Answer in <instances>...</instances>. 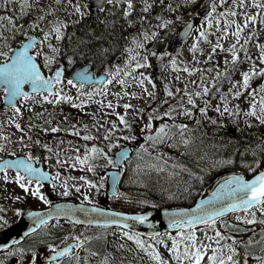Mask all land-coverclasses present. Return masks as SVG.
I'll use <instances>...</instances> for the list:
<instances>
[{
	"label": "snow or ice",
	"instance_id": "1",
	"mask_svg": "<svg viewBox=\"0 0 264 264\" xmlns=\"http://www.w3.org/2000/svg\"><path fill=\"white\" fill-rule=\"evenodd\" d=\"M67 2L71 5L70 9L68 10V14L76 15L78 19H82L85 16L88 15L87 9L90 7L89 2H85L81 4L79 0H67ZM108 5H112L113 8L120 6V0H106ZM143 2V13L147 14L152 9L153 5L158 2L160 5H162V8L160 10V13H158L155 16V19L158 21V24L156 25L155 29L151 30L150 32L148 30H145L143 26L139 30V32L136 35H133L130 38L131 45L135 46L137 49H143L144 43L148 40H160V41H166L168 33L167 31L161 32V30L168 29L170 25L173 24V19L175 21H180L181 16L176 15L174 18H169L164 15L165 11L169 12H175L177 10H183V9H191L196 4V0H182L181 3H165V0H142ZM9 3H11V0H5L3 7L7 8ZM219 3L221 6L224 5V0H219ZM234 4H238V7L240 9H243L245 7V0H233ZM60 4V0H52V3L41 5L39 3H36L35 0H32V2H29V0H19V9H18V17L24 16L27 12L31 11L33 8L38 9V12L36 14V19L28 20V27L35 30L37 28H40L41 34L43 39L40 40L41 48L36 49L34 51H29V49L34 48V40L36 39L30 33L25 30L24 25H15L13 24V17L11 16H2L0 19L5 20L10 27L6 29V31H12V32H21L23 31V35L25 37L24 40H21L19 42V46L17 48H12L9 46V43L7 42L10 38L5 36L3 32H0V47H2L4 50L0 51V57H3V63H0V87H2L4 96L3 99L9 103L11 108L13 109L15 114H20L21 109L17 107L12 101L17 97H24L28 98L30 96L29 92H26L23 90L22 85L25 83H28L31 85L32 90L40 91L42 88H45L49 91V93L55 92L54 98L51 100V103L55 104L59 100H66L70 101L71 97L67 95H62L61 92L57 89H53V85H59L61 82V69L59 67L56 68L55 72L52 74V76H44L42 74L41 66L37 64L36 58L38 56H43V66L49 67L51 63L54 61L55 57L60 54V47L59 42L61 39L66 35L65 28L68 23H76L77 21H70V20H64L61 17H56L54 20H47V17L49 15H52L54 12L62 9H57L56 5ZM207 4L202 5L201 7H206ZM250 7H254L255 9H264V3L261 2V0H252ZM97 8L103 11V8L101 5H97ZM212 10L207 13L206 16H204V20L207 21L208 25L211 26L213 24V20L210 19L212 16V13L216 11V3L213 2L211 5ZM134 10V0H124V6L122 7L121 15L125 18L129 17V14ZM226 13L230 16H236L237 13L234 9L231 7H228L226 9ZM225 12L219 13L220 16H224L226 14ZM195 15L194 12H190L189 16ZM241 15L244 16V20L241 24H237L236 21H229L225 20L224 24L229 25L235 24V31L232 32V36L236 38L237 41H239L241 32L243 31L244 27H247L249 25V22H255L256 21V15H249L246 12H241ZM264 16V14H262ZM138 19L141 22L145 21V16L141 15L138 17ZM46 22V27L41 28L40 24L41 22ZM126 24L131 25L134 22L131 19H126ZM262 23H264V19L261 20ZM219 20L216 21L217 27H219ZM151 27V26H149ZM192 28L191 20L184 21V34H187L190 29ZM91 29H88L85 33V36H87L89 33H91ZM200 37H202L205 41L208 40V35L205 33L203 28L198 29ZM229 33V27L225 26L223 27L221 31V36H227ZM251 37V33H249V38ZM55 39L57 42V45H53L52 43H47L51 39ZM47 43L48 49L51 50V55L43 52L42 48L43 45ZM83 48L84 50H80V48ZM222 48L223 45L219 42V38L217 40V43L212 45L211 52H209V58L212 57V54L215 53L216 48ZM245 59H251L250 56L247 55L246 51V42H245ZM197 48L196 44L192 45V50H195ZM90 49L88 48V41L84 39V37H81L77 41V46L70 47L68 51H66L63 55L66 58L67 62L69 64L73 63L74 57L79 55L80 57H84L90 53ZM124 51H127L130 53V55L125 59L124 66L130 67L132 69L138 68L141 66L140 62H132L134 57H140V59L147 64L148 62V55L147 50H145V53L142 54L140 52L133 53V49L130 47H126ZM228 51L230 53V59L232 62V67H235L236 63L239 61L240 57L238 56V52L234 45H229ZM69 52L71 54H69ZM166 52L160 53V56L166 55ZM259 59L261 62H264V50L261 51L259 55ZM225 64H228L229 61L226 59L224 61ZM173 67H175V64L173 63ZM186 71H195V69H185ZM227 71V69H225ZM105 76L103 77H94L86 72L78 71L75 73V79L77 80V91H79L80 88L83 87V83L81 81L84 80H94L99 79L100 83L102 84H109L111 80L115 77H119L116 82L119 83L122 86H126L127 81L125 80L126 77L130 76V73L128 71L121 72L119 65H114L113 70H109L108 68H105ZM259 73L264 74V67L259 68ZM256 70L254 67L251 68L249 71H242V83L240 84V87L233 91L231 88L229 89V92L231 93V96L233 98H238L241 95V92L249 87V80L250 76L255 75ZM217 76L222 75L220 71H217ZM140 76L142 77L143 74L141 73ZM68 84H73V79H69ZM136 84L143 85L144 79H141L139 77L135 80ZM213 84L216 83V81L213 79ZM236 81H233V87L236 86ZM166 89V95H172L171 92L167 91V85H165ZM108 89L105 87L100 90L99 94L103 96L105 93H107ZM144 91L153 97L155 99V93L149 92L148 89H144ZM179 91V90H177ZM259 93H264V87H261L259 89V92L257 90H252L250 92V95L254 98L250 101L249 107L246 109V115L254 116L257 121L260 123H264V95H261ZM209 94V87L203 86L200 91H196V96L206 97ZM85 95H88L89 97L93 95L92 91H89L88 93H85ZM116 96H119L120 93H116ZM124 95L128 96H135V92H126ZM185 95L187 96V103L191 105H195L196 101L193 100L192 94L187 92V86H185ZM42 99L44 101L49 100V95H42ZM220 100L223 102L224 107L223 111L221 110V107L219 105L216 106L215 110L217 112H221V114L229 113V107H228V100L226 99L224 94L220 95ZM26 102V100L22 101ZM82 104H87L88 100H83L81 102ZM110 104V102H109ZM257 105L259 106V114H257ZM125 109H128L132 107V105L125 103L123 105ZM180 108L183 109V111L180 113L181 115H188L191 116L192 108H185L183 104L179 105ZM236 112H239L240 109L238 106L233 105L232 106ZM199 111L201 114L206 113V106L200 107ZM166 116H172L174 115L173 109L169 108L166 113H164ZM152 117L149 116L148 122L144 125L146 128H151ZM212 123H216V121H211ZM247 123H250V121H246ZM120 123L123 125V128L127 130L126 133H122L124 140H135L136 136L133 132V125L125 119V116H120ZM175 124V122H173ZM199 123V121H197ZM222 123V121H221ZM17 129H21L20 124L17 123L16 125ZM169 126L161 125L160 128L156 129L155 135H149L148 139H150L153 142V145L157 143H164L168 138H175L177 133H173L171 131H166V128ZM176 128H178L180 131L178 133L179 140L176 141L175 146L183 145L187 147L190 143L191 136H185L184 133L186 131H189L188 126L181 123L178 125H175ZM116 128V124L114 123L112 125V128L109 129V132L114 130ZM49 129H45V131H48ZM56 128H52L51 131H56ZM68 131H71L72 129H66ZM91 138V137H88ZM104 138L107 140L109 139L108 134L106 133ZM20 140L23 139V137L18 138ZM31 139V137H29ZM0 140L7 141V138L4 136L3 133H0ZM39 143V141H37ZM113 143H118V141H111L108 143L107 147L109 149L112 148ZM264 143V142H262ZM44 148H48V145H43ZM259 149L261 152H264V147L260 145L253 146L251 149L252 155L255 156L256 150ZM0 150H6L5 143L0 142ZM145 145L141 144L139 146V149L137 150V155L140 154L141 151H145ZM249 149L246 148L244 152H248ZM92 152L98 153L104 156V158L107 160V163L109 165H112L113 167L116 166V164L119 162V159L116 161L113 160L111 156H109L103 148H96L95 145L92 146ZM11 155H15V153H11ZM127 155L126 151H121L118 153V158H123ZM244 153H241V165L246 168L248 171L252 170V167L254 164H259L261 161L253 159L251 162H246L244 159ZM36 159L30 152L25 154L24 159H0V173H3V180L8 181L9 175H8V169L9 168H15L18 169L15 173V176L13 177L16 184L20 186L21 189L24 190L25 193L30 194L32 197H37L40 200H42L45 204H50L51 201L45 196V194L40 191V184L41 179H53L55 181V178L49 176L47 173H45L42 169L36 168L33 166V161ZM76 161L79 162V164H85L88 159L87 152L85 153V157L82 159L79 155L75 157ZM157 159H160L157 157ZM59 159L57 160V163H60ZM233 160L229 158L224 159H218L215 161V164L213 166L219 165V164H232ZM152 167V165H149ZM174 167H183V165H173ZM75 167V165H73ZM19 170H23L25 175H21V172ZM89 170H91V165H89ZM156 170L160 171V166H156ZM194 175V174H193ZM59 176V173H57V178ZM27 177V180H26ZM35 178V187L29 192V186L33 183V179ZM80 179H84V177H80ZM87 183L89 185H93V181L88 180ZM57 185L54 182L53 187L55 188ZM103 185H98L97 187H102ZM73 187H76L77 191H79V186L74 185ZM68 188L69 185L65 182L63 184V192L61 195L67 196L68 195ZM120 195H123L120 193ZM14 199L19 200L20 196H15ZM84 200H89V197L87 194L84 195ZM230 201V202H225ZM142 204H151L152 208H155V204H153L150 201H140ZM70 205L66 204H57L55 205V208L52 209L48 213H41L37 211H28L27 216L32 218L33 224L41 225L45 224L46 221L52 216V215H69L70 213L61 212L59 210H63L66 208H70ZM259 210L262 217H264V171H258L256 174L252 176L251 179H246L243 175H240L239 173L231 175L227 178V181L222 183L218 190L213 194L212 197H210L207 200H202L198 202L194 209L191 210V212H185V210L181 209L179 210L181 213H184V217H182L179 221L176 219H170V226L171 227H179V228H188L189 231L187 233L185 232H178L177 236L181 238V243H183V248L181 249L177 245V241L174 239L172 242V246L169 247L167 250L169 253H171V261H174L175 264H201L202 258L205 256V253L208 251V249H211L210 254L207 256L206 264H248V260L246 257L250 254L249 252V246L253 245L255 243H259L261 245V255H254L255 264H264V229L261 230V237L260 240H254L253 238H249L247 241H237L235 238H233L232 243H227L228 236L226 233H222L216 226L217 221H220V226L230 230L233 225H231L230 222H225L221 219L223 214L228 211L232 210L234 213H238L241 210L244 211L245 215H235V219L238 221H243L247 224H254L257 220L256 216V210ZM84 212H97L102 211L98 208H85L82 209ZM15 214L17 216L22 215L21 209L16 208ZM116 215L122 216V213H117ZM151 215V212L147 213H141L133 219L140 221L142 223H149V216ZM73 219H78L75 216H72ZM93 223H101V221H93ZM102 223H117L121 224L124 223L122 220H113V221H103ZM200 223L206 225L207 228L212 229V233L209 234L207 230L205 231V239L208 241L207 243L204 242V239H198L196 229L194 228V225ZM261 224H264V219L260 220ZM9 220L6 216L0 215V229H4L8 227ZM32 229L29 228V232H31ZM122 235L127 237L129 240H132L136 247L142 251H144L150 259L154 262V264H170V260L164 259L159 253L156 248L149 244L145 245V242L140 238L139 234L136 232L129 233L128 231L122 232ZM162 235V234H161ZM155 238V237H154ZM69 239L68 235H65L64 241H67ZM72 243L71 244H65L64 247H59L57 244L52 242L46 243V250L48 254L46 257L40 253L39 248L42 245H45L44 241H40L38 244H32L28 243L24 246H17L16 241H12L11 244L9 243H0V255H2V258H0V264H6V261L10 257H16L15 264H37L38 257L40 258V264H61V261L57 259L58 257H64L66 255H70L73 257L72 264H81L79 254L70 252V249L73 247L76 249H80L84 239L83 237L79 235H72L71 237ZM223 240L225 243L221 244L220 241ZM160 241L157 240V243ZM237 244L243 245V259L241 256V253L236 246ZM118 247H124V245H118ZM87 252V249H85ZM95 255V253H93ZM84 264H87V258L85 257ZM101 264H108L107 257L104 261L101 262Z\"/></svg>",
	"mask_w": 264,
	"mask_h": 264
},
{
	"label": "rangeland",
	"instance_id": "2",
	"mask_svg": "<svg viewBox=\"0 0 264 264\" xmlns=\"http://www.w3.org/2000/svg\"><path fill=\"white\" fill-rule=\"evenodd\" d=\"M214 2L216 3V11L213 12L212 16L210 17V19L213 20V24L209 26L207 21H204L198 28H203L205 33L208 35V40L205 41L202 37H200L199 31L197 30L193 38L187 44V47H185L184 49L183 59L179 58V61L175 60L174 62H171L167 57L162 56L161 58L156 59V61L153 63H150L148 59L147 64H145L140 59V57H134L132 62L139 61L141 66L135 69L125 67L124 61L130 55L129 52L124 51L126 47L132 48L133 53L140 52L144 54V48H135V46L131 45V42L129 40V42L124 46V49L118 56V58H116V55L114 58L115 61H112L108 66L109 70H113L114 65H119L121 72L128 71L130 73V76L125 78L127 84L126 86H123V90L122 86L116 82L119 77L113 78L109 84L92 87L93 89H90L88 91L80 89L79 91H77V88H73L67 83L62 84L57 88L62 95L71 97V100L68 103L65 102L64 107H60V110H65L64 116L68 121L61 127L55 125L54 128L59 129L61 132H63V136L79 134L83 135V139H61L59 138L60 136L56 137L57 135L52 136L49 134L50 126L48 128L45 126V124L43 123V118L46 115L45 111L47 107H55V104L51 103V100L54 98L55 93L49 95L48 101H44L43 99L39 101L37 99L31 100L29 104L36 103L37 108L36 112L30 116L28 114V111H26V109H31V106H28V100L17 105V107L21 109L20 114H15L13 110L8 112L0 111V133H3L7 138V141L0 140V142L5 143L6 148V150H0V159L6 156L14 157L17 155H25L29 152H35L36 155L40 156L44 164H46L47 167L51 168L54 171L55 181L57 180L59 183L58 187H52L49 190L52 197L56 199L72 198L76 201H81L84 200L85 194L88 195L89 199H92L99 193L101 194L104 188V177L98 176L95 173L98 171V169H100L107 163V160L103 155L93 153L92 146L95 145L96 148H103L107 153V151L114 149L117 145V143H113L111 149L107 147L110 140L118 141V138H113V136L122 134V132L118 128H115L114 130L109 132L108 127H112L114 123L116 124V127L122 126V124L120 123V118L118 117H109L108 119L104 118V115L107 113V110L109 108L113 109L115 106H119V104L124 105L125 103L132 105L130 111H123L122 109H120L119 112L125 114H132V110L134 113L137 109H139L137 113L140 114L145 108L147 109V113L145 114L146 122H148V118L149 116H151L152 120L157 119L156 122L152 124V126H155L156 129H158L161 127V125H166L169 126L168 128H166V131H170L168 129L171 128V125L169 123H166L165 120L162 119V115H164V113H166L169 108H174V101L179 94L187 99V96L185 95V86H187V92L191 93L193 100L196 101L195 105L189 104V108H192V110L193 108H196L198 110V112H193V115L195 114L196 118H193L192 115V117L188 116V118L191 117L190 120L196 121L197 119H199L202 115L199 111V108L206 106V110L209 108H213V116L221 117L220 120L223 117H227L232 121H234L235 119L237 124L241 125L260 124V122L257 121L254 116L246 115V109L249 107L250 101L254 98L250 95V92L254 89L259 92V89L261 87H264V74L259 73V68L264 67V62H261L259 59L261 51L264 50V23L261 22V20L264 19V16H262V14H264V9L257 10L254 7H250L249 5L251 4L252 0H245V7L243 9H240L238 7V4H234L233 0H224L223 6L220 5L219 0H214ZM261 2L264 3V0H261ZM56 7L58 9V6ZM228 7L234 9L237 15H228L226 13V9ZM63 10L64 8H62V11ZM6 12V10L2 11L0 8V17L9 16L6 14ZM221 12H225L226 14L224 16H220L219 13ZM241 12H246L249 15L255 14L257 18L255 22H249V25L243 28L239 41H237L236 38L232 36V32L235 31L236 25L231 23L229 25H225L224 21L229 20L231 22L234 20L237 24H241L244 20V16L241 15ZM61 14L67 16V18L61 17L64 20L78 21V17L76 15L72 17L67 12H61ZM61 14H59L58 10L52 15L56 18L60 17ZM51 19L52 17L49 18V20ZM217 20H219L220 22L219 27H217L216 25ZM13 24H22L24 25L25 30H27L29 33H34V30L29 28L28 24H25L22 20H20L19 22L18 20L14 19ZM42 25L43 23L40 24V27L44 28L42 27ZM225 26L229 27V33L227 36H221V31ZM8 27H10L8 23L5 20L0 19V32H3L5 36L10 38L7 42L9 43V46L12 47L13 45H15L14 41L19 36L22 35L24 37V35L23 31L15 33L12 31H6ZM249 33H251L250 38ZM218 38L223 47L216 48L215 53H213L212 57L209 58V52H211L212 45L217 43ZM41 39H43L42 34ZM40 40L36 44L34 50L41 48ZM147 42L148 41L144 43V47ZM245 42L247 55L250 56L251 59H245V47H243L245 46ZM47 43L57 45V42L54 38ZM47 43L43 45L42 51L51 55V50L48 49ZM193 44L197 45V48L195 50H192ZM230 44L235 46L238 52V56L240 57L235 67H232L230 53L228 51V47ZM2 50L4 49L0 47V51ZM181 53L182 52L180 51V54ZM58 58L59 57L56 56L49 67H44V57L42 55L38 56L39 63L42 64L43 68L47 69V74L51 73L53 69L58 65V61H56L58 60ZM226 59L229 61L228 64L224 63ZM0 61H3V57H0ZM173 63L175 64V67H173ZM153 67H155L156 70L152 72L151 69H153ZM252 67L255 68L256 74L250 76L249 87L245 88L238 98H233L231 96V93L229 92V89L231 88L233 91L237 90L242 83L241 72L249 71ZM101 68H107L104 66V62L101 63ZM193 68L195 69V71L185 70ZM225 69H227V71H225ZM217 71H220L222 75L217 76ZM141 73L143 74L142 77L140 76ZM151 75L157 77V83L150 80ZM137 77L144 79L143 85L135 83ZM172 77H175L173 84H171ZM213 79L216 81L215 84L212 83ZM233 81L237 82L235 87H233ZM165 85H167V91L171 92L172 95H166ZM203 86L209 87V94L206 97L196 96L195 92L200 91ZM105 87L108 89V91L103 96H101L99 92ZM145 88L148 89L149 92L155 93V99H153L152 96L148 95L144 91ZM158 88L160 89L161 93L157 92ZM181 89H183V91H181ZM89 91L93 92V95H91L90 97L88 95H85V93H88ZM126 92H135L136 95H124V93ZM116 93H120V95L116 96ZM221 94H224L226 99L228 100L230 114H221V112H217L215 110L216 106L219 105L221 107V110L223 111L224 104L220 100ZM259 94L264 95V93ZM2 97L3 91L0 89V102L2 101ZM83 100H88V103L82 104L81 102ZM201 101L203 102L202 105L199 104ZM77 103L88 106L92 111L91 114L87 115V122H85L82 128L83 133L80 132V128L82 127L81 123H76L75 120L72 123V117L70 115V112L74 111V104ZM233 105L238 106L240 111L236 112L232 107ZM107 106H109V108ZM24 111H26L25 114H23ZM54 113L57 116L59 112ZM257 114H259L258 105ZM208 115H210V113H208ZM246 121H250V123H247ZM21 122L27 132H22L20 129L16 128L15 125L17 123L21 124ZM45 129L49 130L45 131ZM66 129L72 130L68 131ZM226 129L227 132H229L230 130H232V126L230 124H227L225 125V130ZM224 131H219L217 133H205L200 137L201 143L197 142L192 148H190L192 142L191 139L188 145V151L189 149H192V152H194L196 155L195 156L189 153V157L192 160L196 161V163L198 161H202L203 164H207L206 167L209 174H212V172L216 171V169L224 168L227 165L219 164L213 166L215 164V161L218 159H214L207 148L208 142L210 143L211 140H214L216 138L221 147L227 146L226 142L228 138L225 135ZM106 133L108 134V136L112 137L107 141H105L104 139ZM155 134L156 131L152 135ZM211 134H216L217 137L215 138V136ZM229 134L231 135L232 133ZM20 137H23V139H18ZM29 137H31V139H29ZM37 141H39V143H37ZM45 144L48 145L47 149L43 147V145ZM144 145L147 151L154 152L153 154H147L145 156L148 159L153 156L154 159L147 160L150 161L149 163H151L152 167H150V164H148V166L144 168L143 165V169H148L150 170V172H158L156 170V166H160V171H165L169 175H174L176 172V167H174L173 165H183V161L180 159V153L178 154L179 157H177L176 153L173 151V154L170 153V151L166 150V145H164V143H157L153 145V142L150 139H147V142ZM155 147L158 148L157 151L155 150ZM174 149L179 150V146ZM201 149H203L204 151H202ZM13 152L15 153L14 156L11 155V153ZM86 152L88 154L86 163L79 164V162L76 161L75 157L79 155L83 159ZM157 157H159L160 159H157ZM229 157L232 159L231 155L227 154V151H223V153L221 154V158L219 159ZM58 159L59 161H61L60 163H57ZM73 165H75V167H73ZM89 165H91V170H89ZM57 173H59L58 178ZM8 175V181H4L3 177H0V188L3 190L0 193H4L3 197L5 201L4 204L0 203V215L6 216L10 224L11 221L17 216L14 211L16 208H20L22 211L41 203L37 201V197H32L30 194L25 193L24 190L15 183L13 179L15 175ZM80 177H84V179H80ZM88 180L93 181V185H89L87 183ZM65 182L69 185L67 196L61 195V193L63 192V184ZM101 184L103 185L102 187H97ZM74 185L79 186V191H77L76 187H73ZM33 188V185H30L29 192ZM15 196H20V199H14ZM236 215L243 216L245 215V213L240 212ZM256 216V221L264 219L258 209L256 210ZM234 217L231 219L232 222L247 224L243 221L236 220ZM78 234L79 233H77V235ZM103 234L104 232L94 231L90 235H88V237L96 235L99 239H101V235ZM116 234L117 233L115 232H111L109 235L112 236ZM97 240L98 239H96V242ZM204 242L207 243L208 241L204 238ZM254 255L260 254H249L246 257V259L248 260V264H255ZM63 264L71 263L68 261Z\"/></svg>",
	"mask_w": 264,
	"mask_h": 264
},
{
	"label": "trees",
	"instance_id": "3",
	"mask_svg": "<svg viewBox=\"0 0 264 264\" xmlns=\"http://www.w3.org/2000/svg\"><path fill=\"white\" fill-rule=\"evenodd\" d=\"M201 1L202 0H196V3ZM4 2L5 0H0L1 10H6V14L13 17L15 20H18L19 22L22 20L25 24H28L27 22L29 19H36L38 9L33 8L24 16L17 18L19 0H11V3H9L7 8L2 6ZM29 2H32V0H29ZM35 2L43 6L45 4L52 3V0H35ZM73 2H75V0H73ZM139 2H142V0H134V10L129 14L128 18H124V39L121 37V20L117 12H110L107 15H102L100 14L101 12H96L85 16L74 24L68 23L65 28L66 35L59 42L60 54L57 55L59 59L56 61H61L67 66L72 64L77 65L79 62L87 61L91 63L95 69L100 68L101 63L104 62V66L108 68L109 64L112 61H115L114 58L120 52L119 50L121 49V45H126L130 38L139 32L142 26L145 30H148L150 28L149 26L154 24L153 18L158 13H160L162 8V5L155 3L150 12L145 14L142 11L143 4L140 5ZM190 10H192V8ZM166 12L168 11L164 12L165 16ZM141 15L145 16L144 22H141L138 19V17ZM179 15L182 17V14ZM50 17H52L51 20H54L55 18V16L49 15L47 20H49ZM60 17L67 18L65 15H60ZM184 17L185 16H183V18ZM126 19H131L134 23L128 25L125 22ZM41 23H43V27H46V22ZM88 29H91L92 31L87 36H85V33ZM81 37H84V39L88 41V48L91 51L84 57H80L79 55L75 56L73 63L69 64L63 54L68 51L70 47L77 46V41ZM22 39L23 36L21 35L14 41V43L17 44ZM80 50L84 49L81 47ZM69 54L71 53L69 52ZM43 69L45 72H47V69ZM39 97L40 96H38V98ZM41 99L37 100L39 101ZM24 100H28V104L29 100L31 101V99H21L19 104ZM65 102L68 103L70 101H57L54 108H46V115L43 118V123L47 128L50 126L49 134L52 136L63 134V132H59V129L56 131H51V129L54 128L55 125L61 127L68 121L64 115H59L57 108L58 103L65 104ZM28 106H31L30 110L26 109L30 116L36 112L37 104L32 103ZM12 110L13 109L2 107L0 103V111L8 112ZM26 111H24L23 114H25ZM54 112H57L58 115L56 116ZM226 120L227 121H224L221 126L217 125L212 126L211 128H208L206 125L190 126L189 135L192 139L190 148H192L197 142L201 143L200 137L205 133H217L219 131L223 132L225 130L224 123L228 122L230 124L229 121H232L227 117ZM20 127L23 129L22 132H27L25 127H23L22 122ZM224 133L228 140L226 142L227 146H225L227 149L225 147H221L222 153L223 151H227V154L231 155L233 163L227 164L224 168H221V170H238L248 177L261 168H264V152H261L259 149H257L255 156H253L251 151L253 146L256 145L264 147V143H262L264 142V123L250 125H241L236 123V131L234 133L230 135V132H227V129L224 131ZM211 135L215 136V138L217 137L216 134ZM207 145L211 147L210 151L212 156L217 147L220 146L217 138L211 140L210 143L208 142ZM246 148H248L249 151L245 153L244 150ZM201 150L204 151L203 149ZM179 153L180 156H182L180 159L183 161V167H176V172L174 175H169L165 171L150 172L148 169H143L142 173L138 176L126 177L130 178V184L126 179L122 181L118 195L115 198H111L110 205L118 210L136 212H142L148 209L158 210L164 207L191 206L197 197L203 192V179L197 175L199 173L198 170H200L197 167L205 164H203L202 161H198L196 163V161L189 157V153L195 155V153L192 152V149H189L188 153H184L180 148ZM241 153H244L243 159L246 162H251L253 159L260 160L261 162L259 164H254L252 170L248 171L240 163ZM192 173L196 174L193 175ZM120 193L123 195H120ZM140 201H150L155 204V208H152L151 204H142ZM230 218L231 217L221 218L225 222H230L231 225H233L230 230L221 227L219 220L216 224L217 228L222 233L227 234V243H232L233 238H235L237 241H247L250 237L257 241L260 240L261 230L264 229V224H261L260 220L256 221L254 224H244L234 223ZM195 229L198 239L205 238L206 230L209 234L212 233V229L210 227L206 229V225ZM113 232L117 234L112 236L109 234H103L101 235V239H99L96 235H93L92 239H98L95 243L92 242L90 237L86 238L85 236L87 235L81 236L85 238L81 246V249L84 252L79 255L81 264H84L85 257L87 258V264H101V262L104 261L106 257L108 264H154L148 254L138 249L132 240H129L127 237L122 235V232L124 231L117 230ZM178 232L162 233V235L160 234L155 238H140L145 242V245H153L156 250L161 253L164 259L170 260V264H175L174 261H171V253H169L167 249L172 246L174 239L177 241L178 247L181 249L183 248L184 245L180 242L181 238L177 236ZM157 240L160 242L157 243ZM220 243L223 244L225 241L221 240ZM118 245H124V247H118ZM236 246L238 247L243 259V245L237 244ZM85 249H87V252ZM210 252L211 249H208V251L205 253V256L202 258L201 264H206L207 256L210 254ZM249 252L250 254L259 253L261 255V245L259 243L250 245ZM93 253H95V255H93Z\"/></svg>",
	"mask_w": 264,
	"mask_h": 264
},
{
	"label": "flooded vegetation",
	"instance_id": "4",
	"mask_svg": "<svg viewBox=\"0 0 264 264\" xmlns=\"http://www.w3.org/2000/svg\"><path fill=\"white\" fill-rule=\"evenodd\" d=\"M79 2L81 4H83L85 2H88V0H79ZM169 2L174 3V4L175 3H181L182 4V0H165V3H169ZM213 2H214V0H213ZM156 3H158V2H156ZM204 3H205V0H202L201 2L196 3L193 6L192 10L183 9V10H177L175 12H169V11L166 12V16L169 17V18H174V16L179 15V14H182V17H181L180 21H175L173 19V24L169 26V28L171 29L170 31L168 29L161 30V32L167 31V33H168L166 41L148 40V42L146 43L143 51L145 53V50H147L146 54L149 57L150 63H153V62L156 61V59L161 58L162 56H160V53H162V52H166L167 53L164 56L167 57L171 62H174L175 60L179 61V58L183 59L185 47H187V44L193 38V36L195 35V33L198 30V28L205 21L204 20V16H206L207 14L203 15V16H200L201 6L204 5ZM212 3H211V5H212ZM139 4L141 5V4H143V2H139ZM211 5H210L209 11L212 10ZM58 6H59L58 9L64 8L63 11L59 10V14H61V12H65V13L67 12L68 13V10L71 7V5L67 2V0H64V1L60 0V4ZM123 6H124V2H120V6L115 7V8H113L112 5H108L107 2H105V6L103 7V11H101L97 7H92V8L89 7V9H87V12H88V15H91V14L96 13V12H101L100 14H102V15H107L110 12H117L119 14L120 20H121L120 21L121 37L124 39V29H125V27H124V18L125 17H123L121 15V11H122V7ZM190 12H194L195 15H192L190 17L189 16ZM71 16L74 17V15H71ZM183 16H185V17L183 18ZM191 18H194V21H195L194 28L192 29L190 34L187 36V38H185L184 40L180 41L179 46H177L175 48H171V44H172L173 38L179 33L180 29L183 27L184 21L189 20ZM78 20H80V19H78ZM153 22H154V24L151 25V27L148 29L149 32L151 30L155 29L156 25L158 24V21L155 19V17L153 18ZM42 27H43V25H42ZM34 33L40 35L39 28L35 29ZM124 46H125L124 44L121 45V49L119 50L120 52L118 53L116 58H118V56L122 53V51L124 49ZM180 51L182 52L181 54H180ZM61 63L63 64L64 71H65V76H64L65 78H64V81H63L62 84H64V83L68 84L67 81L70 79L69 75H70L71 71L75 67L82 66L83 64L89 63V62L82 61V62H79V64H77V65L72 64V65L67 66L63 62L59 61L57 66H59ZM90 65H91V69L94 71V74H98L100 72H105L104 68L100 67V68L95 69L92 66V64H90ZM154 70H156L155 67H153V69H151L152 72ZM150 80L152 82H155V83L158 82L157 81V77L154 76V75H151ZM174 80H175V77H172L171 78V84L174 83ZM69 86H71L73 88H77V83H73L71 85L69 84ZM92 87H96V86L95 85H91V86L87 87V86L83 85V87L80 88V90L88 91L90 89H93ZM181 91H183V89H181ZM157 92L161 93L159 88L157 89ZM38 96H40V95L34 94V95L28 97L27 99L30 98L31 100H34ZM180 104H183L185 108H189V104L187 103V99L179 94L177 96L176 100L174 101V105H173L174 106L173 112H175V114L172 115V116L162 115V119L165 120L166 123H169L171 125V128H169L168 130L177 133V135L175 136L174 139L173 138H168L164 142V145H166V150L167 151H170V153H172V154H173V152H175L177 157H179V155H178L179 154V150L178 149L175 150L174 148H177V146H175V145H176V141L179 140L178 133H179L180 130L178 128H176L175 125L183 123V124L188 126V129H189V126H199V125H206L208 128H211L212 126H217V125L221 126L224 121H227L226 117H223L220 120L221 117L213 116V113H212L213 110H214L213 108L207 109L206 113L202 114L201 117L199 119H197L196 121L190 120V118L192 116H193V118H196V115L192 114V116L190 118H188V115H181L180 113L183 111V109L179 107ZM199 104L202 105L203 102L201 101ZM60 107H64V104L63 103H58V105H57V108H58V111H59V115L62 116V115H64L65 110L64 109L60 110ZM107 107L109 108V106H107ZM120 109H122L123 111H130L131 107L128 108V109H125L123 107V104H119V106H115L113 109L109 108L107 110V113L104 115V118L105 119H108L109 117H118V118H120V116L123 115V116H125V119L128 120L130 123L132 121H136L138 123V125L137 126H133V132H134V135L136 136L135 140H124L122 134L118 135V136H113V138L114 137L118 138V143H117V145H116V147L114 149L107 151V154L109 156H111L113 158V160H114L115 152L122 145L134 143V145L129 146L130 152H129L128 156L126 158H124L121 161V163L119 164V167L121 169L122 178H121V180L119 182V185H118V191H119L120 185H121V183H122V181L124 179H126L128 181V183L130 184V182H131L130 178H126V177L138 176V175H140L142 173L143 165H144V168H146L148 166V164L151 165V163H149L150 161H147V160L154 159L153 156L150 159H148L145 155L153 154L154 152H149L145 148L146 149L145 151H141L140 154L137 155V150L139 149V146L141 144H145L147 142L148 136L154 134L155 131H156V127L155 126H152L151 128H146L144 126L147 123L146 122V118H145V114L147 113V109L144 108L140 114L137 113V111H139V109H137L136 112H134V113H133V110H132V114H130V113H128V114L120 113L119 112ZM73 110L74 111L70 112V115L72 117V123H73L74 120L76 121V123H81L82 127L80 128V132L83 133L82 128H83L85 122H87V115L91 114L92 111L90 110V108L88 106H84V105H81V104H78V103L74 104ZM193 112L194 113L198 112V110L196 108H193L192 113ZM207 112L210 113V115H208ZM156 120L157 119H153L152 120V124L155 123ZM197 121H199V123H197ZM211 121H216V123H212ZM221 121H222V123H221ZM173 122H175V124ZM229 122H230V125L232 126L231 133H233L234 130H236V123L237 122H236L235 119H234V121H229ZM227 124H229V123L228 122L224 123V125H227ZM111 128H112L111 126L108 127V129H111ZM116 128H118L122 133H126L127 132V130L123 128V125L120 126V127H116ZM72 129H73V125H72ZM59 132H61V131L59 130ZM76 132H77V130H76ZM184 135L186 137L189 136V131H186L184 133ZM58 136H60L59 138H61V139H70V140L78 139V138L83 139L82 138L83 135H79V134L69 135V136H63V134H60V135H57L56 137H58ZM110 138H112V137L109 136V139ZM107 140L105 139V141H107ZM180 148L183 150L184 153H188V148H189L188 146L185 147L183 145H179V149ZM207 148H208V151L211 153V151H210L211 147L207 146ZM157 149L158 148L155 147L156 151H157ZM31 154L34 157H36V159L34 160L35 165L37 166V165H39V163H41L43 165V168L45 170L49 171L51 173L52 177L54 178V171L51 168L47 167L46 164H44V162L40 158V156L36 155L35 152H32ZM221 154H222V148H221V146H218L216 151H214V153H213V158L214 159H219V158H221ZM181 157L182 156H180V158ZM206 165L207 164L202 165L200 167H197V168L200 169V170H198L199 173L197 175L203 179V191L204 190H208L209 187L211 186V184L213 183V181L220 174H222L224 171H227L226 169L221 170V168H218V169H216V171L212 172V174H209L208 171H207ZM119 167L117 166V164H116L115 167H113L112 165H109L108 163H106L103 167L98 169V171L95 174H97L98 176L104 177V188H103L101 194L99 193L98 195L94 196L92 199L90 198L89 200H81V201H78V202L85 203V204H96L97 199H102L104 197L105 183H106L105 172H107L109 170H116ZM178 169H180V168H178ZM180 170H182V169H180ZM15 173L16 172L13 171V170H8V174L15 175ZM218 173H220V174H218ZM21 175H24V174L21 173ZM0 177H3V173H0ZM26 180H27V177H26ZM30 185H33V187H35V180H33V183L30 184ZM58 186L59 185H57L56 187H58ZM52 187H53L52 184L43 185L41 183L40 184V191H42L45 194V196H46V191H49ZM1 191H3V190L0 188V192ZM3 194L4 193H0V203L1 204L5 203ZM114 197H116V196H113V197H110V198L108 197L107 203L104 206L105 207H109V208H114L113 206L110 205V200H111V198H114ZM54 199H56V198H54ZM37 201L40 202L41 204L36 205L34 207H30V208H28L26 210H22L21 211L22 214L24 212L28 211V210L41 209V208H45V207H47L49 205V204H45L39 198H37ZM114 209H116V208H114ZM18 217L19 216H16L11 221L10 224L15 222L18 219ZM117 230H119V229L115 228V227L78 225V224H73V223L68 222V221L53 220L51 222H48L46 224L41 225L35 232L29 234L22 242H20V243H18L16 245L17 246H24V245H26L28 243L38 244L40 241H44L45 245H42L39 248V251H40L41 254H43L46 257V255L48 254V252L46 250V243L47 242L55 243L59 247H61V246L65 245V244H67L68 242L72 241V239H71L72 235H77V233H79L78 234L79 236L87 235L85 237L88 238V235H90L94 231L104 232V235H106V234H110L111 232L117 231ZM65 235H68V237H69V239L67 241H64ZM90 238H91L93 243L96 242V239H92V236ZM73 252L74 253H78V254L80 253L79 255H81L82 252H84V251L81 248L80 249L74 248ZM0 258H2V255H0ZM16 259H17L16 257H10L6 261V264H15ZM59 260L61 261V264L65 263V262H68V261L72 264L73 257L70 256V255H66L63 258L59 259ZM37 264H40V258L39 257L37 259Z\"/></svg>",
	"mask_w": 264,
	"mask_h": 264
},
{
	"label": "water",
	"instance_id": "5",
	"mask_svg": "<svg viewBox=\"0 0 264 264\" xmlns=\"http://www.w3.org/2000/svg\"><path fill=\"white\" fill-rule=\"evenodd\" d=\"M213 0H205V4H207L206 7H201L200 10V15H206L209 12L210 9V4ZM88 2L90 3V7H97V5H101L102 8L105 6V2L106 0H88ZM120 2H124V0H120ZM191 23H192V28L190 29V31L187 34H184V25L183 27L180 29L179 33L173 38L172 44H171V48H175L177 46H179V43L181 40H184L185 38H187V36L190 34V32L192 31V29L195 26V21L194 18H191ZM33 37H35L36 39L34 40V45H36V43L39 41V37L36 34H30ZM25 39V38H24ZM23 39V40H24ZM19 45L13 46L12 48H17ZM34 48L29 49V51H33ZM37 64L39 65V62L36 59ZM3 63V62H0ZM61 69V82L60 84L63 82L64 80V76H65V71H64V66L61 63L58 66ZM56 68L54 69V71L49 74L46 75L43 70H42V74L46 77L48 76H52V74L55 72ZM81 71V72H86L94 77H103L105 76L106 73L104 72H100L98 74H94V71L91 69V65L89 63H85L82 66H77L75 67L70 75L69 78L73 79V83H77V80L75 79V73ZM81 83H83L84 86H91V85H103L102 83H100L99 79H94V80H84L81 81ZM58 85H53V89L55 90V87ZM22 88L24 91L29 92L30 96L33 94H52L49 93V91L45 88H42L40 91H35L32 90L31 85L28 83H25L24 85H22ZM0 89H2V87H0ZM54 93V92H53ZM4 96V93H3ZM22 97H17L15 98L12 103H14L17 106V103L19 101V99ZM2 106L4 107H11L9 105V103L7 101H5L2 97V101H1ZM131 124L133 126H137L138 123L136 121H132ZM134 145V143L131 144H124L122 145L114 154V161H116L117 159H119V162L117 163V166L119 167V164L121 163V161L126 158L130 152L129 146ZM126 151L127 155L123 158H118V153H120L121 151ZM24 159L25 156L24 155H18L15 157H9L6 156L2 159ZM33 166L36 168H40L42 169L45 173H47L49 176L52 177L51 173L47 170H45L43 168V165L41 163H39V165H35V163L33 162ZM8 170H13V171H17L18 169L15 168H9ZM22 174L25 175V173L23 172V170H19ZM258 171H264V168H261ZM257 171V172H258ZM257 172H255L254 174H256ZM239 173L240 175H243L246 179H251L252 176L254 174H252L251 176H246L244 173H242L241 171L238 170H230V171H225L222 174H220L212 183V185L210 186V188L207 191H203L198 197L197 199L194 201V203L191 206L188 207H164L158 210L155 209H148L142 212H133V211H122V210H116V209H112L109 207H105L104 205L107 203L108 197H113L116 196L118 193V185L119 182L122 178L121 176V169L120 167L116 170H109L107 172H105V176H106V183H105V191H104V197L102 199H97L96 204H85V203H81L78 202L74 199L71 198H67V199H54L52 197V195L46 191V196L47 198L52 202L49 206L45 207V208H41V209H31L28 211H37V212H41V213H48L50 212L52 209L55 208V205L57 204H66V205H70V208H66L63 210H59L61 212H66V213H70L69 215H64V214H60V215H52L47 221L51 222L53 220H59V221H68L71 222L73 224H78V225H90V226H106V227H115V228H121L124 229L126 231L129 232H136L139 234L140 237H156L162 233H174V232H178V231H182V232H188L189 229L188 228H179V227H171L170 226V219H176V220H180L182 217H184V213H181L179 210L183 209L185 210V212H191L192 209L195 208L196 204L202 200H207L210 197L213 196V194L218 190L219 186L227 181V178L231 175L237 174ZM33 180H35V178H32ZM55 181L53 179H41V183L43 185L46 184H53ZM56 185H58V182H55ZM230 202V201H225ZM85 208H98L101 209L102 211H97V212H84L82 209ZM24 212L22 215H20L18 217V219L12 223L11 225H9L8 227L0 230V243H9L11 244L12 241H16V244L22 242L29 234L35 232L41 225H36L33 224L32 218L27 216V212ZM151 212V215L149 216V223H142L140 221H137L135 219H133V217L141 214V213H147V212ZM243 211V210H241ZM117 213H122V216H118L116 215ZM235 214L232 210H228L226 211L223 217H227V216H231ZM72 216L77 217L78 219H73ZM113 220H122L124 221V223L121 224H117V223H102L103 221H113ZM93 221H101V223H93ZM218 222V221H217ZM45 223V224H46ZM204 224H200L197 223L194 225V228H198L200 226H203ZM29 228L32 229L31 232H29ZM72 241L68 242L67 244H71ZM65 245L61 246L64 247ZM74 251V247L72 249H70V252ZM63 257H58L57 259H61Z\"/></svg>",
	"mask_w": 264,
	"mask_h": 264
},
{
	"label": "bare ground",
	"instance_id": "6",
	"mask_svg": "<svg viewBox=\"0 0 264 264\" xmlns=\"http://www.w3.org/2000/svg\"><path fill=\"white\" fill-rule=\"evenodd\" d=\"M231 131H232V130H230L229 132L231 133ZM234 132H235V131H234ZM234 132H233V133H234ZM218 174H220V173H218Z\"/></svg>",
	"mask_w": 264,
	"mask_h": 264
}]
</instances>
